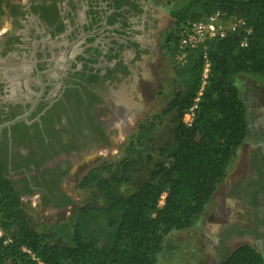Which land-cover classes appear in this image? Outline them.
<instances>
[{"label":"flooded vegetation","instance_id":"1","mask_svg":"<svg viewBox=\"0 0 264 264\" xmlns=\"http://www.w3.org/2000/svg\"><path fill=\"white\" fill-rule=\"evenodd\" d=\"M170 6L167 0L0 1V126L21 118L0 129V171L21 202L34 197L43 208L74 209L66 189L73 163L112 143L102 110L113 119L117 104H126L132 118L142 108L144 85L157 82ZM220 194L248 214L245 223L219 226L217 263L235 243L264 241L263 145L248 147L244 174Z\"/></svg>","mask_w":264,"mask_h":264},{"label":"trees","instance_id":"2","mask_svg":"<svg viewBox=\"0 0 264 264\" xmlns=\"http://www.w3.org/2000/svg\"><path fill=\"white\" fill-rule=\"evenodd\" d=\"M216 12L227 19H243L251 33L238 29L223 39L206 41L177 62L174 32L186 20ZM172 18L174 30L166 38L164 55L174 63L173 82L179 89L162 111L173 115L171 145L145 155L144 164L153 163L152 167L127 195L119 187L136 162L121 163L120 174L109 178L100 168L89 171L79 186L94 185L103 204L76 208L66 240L33 229L20 193L0 171V264H157L164 239L199 221L246 138V106L235 80L240 75L264 79V0H189L172 12ZM204 52L210 61L208 82L187 125L183 117L199 91ZM153 131L152 123L139 124L135 145L149 143ZM217 264H264V260L244 244Z\"/></svg>","mask_w":264,"mask_h":264},{"label":"rangeland","instance_id":"3","mask_svg":"<svg viewBox=\"0 0 264 264\" xmlns=\"http://www.w3.org/2000/svg\"><path fill=\"white\" fill-rule=\"evenodd\" d=\"M188 1L167 0L171 5L169 8L172 12L184 6ZM174 23L175 21L172 19L171 26L165 34L166 37H169L170 33L173 32ZM3 26L5 24L0 19V30ZM173 69L174 63L165 58L159 66L157 82L143 87L141 110L133 116L134 118L125 121L126 123L121 128L115 124L117 116L116 119H111L114 117L113 113L102 110L100 118L108 125L107 131L112 143L109 148L102 151L98 149V152L94 154H92L94 148L83 152L73 163L71 170L73 177H71L66 189L74 200V209L51 210L41 207L34 197L22 198L24 212L31 220L33 229L66 240L76 208L89 203L103 204V199L94 185L79 186L81 179L93 168L102 169V175L109 178L120 174L121 163L136 162L137 166L130 168L125 175L127 182L119 187L122 195L129 194L145 180L153 164H144L145 155L151 150L157 151V149L172 143L169 121L173 115H164L162 111L169 99L179 89L178 85L173 82ZM235 85L246 106V138L237 151L225 180L217 188L199 221L192 228L181 232L173 231L164 239L157 264H216L219 259L216 248L219 226L227 223H245L247 220V210L239 204L225 200L220 192L221 187L226 185L228 181L238 179L244 174L248 147L255 144L264 146V79L240 75L236 78ZM183 119L185 124H189V118L183 117ZM142 123H152L154 131L150 142L139 147L135 145V136L138 125ZM241 244L244 242L235 243L231 251ZM245 244L264 255V241L257 243L248 241Z\"/></svg>","mask_w":264,"mask_h":264},{"label":"built area","instance_id":"4","mask_svg":"<svg viewBox=\"0 0 264 264\" xmlns=\"http://www.w3.org/2000/svg\"><path fill=\"white\" fill-rule=\"evenodd\" d=\"M238 29H242L246 35L251 33V29L246 22L241 18L227 19L226 15L221 12H216L210 17L201 18L198 20H186L174 32L172 47L174 50L175 59L182 63L189 52L203 46L206 41L213 39H223L227 34ZM202 70L200 75L199 91L194 100L193 106L189 109L184 118H189L191 123L194 117V111L197 108L199 97L208 82L210 73V61L207 54L204 52L201 56ZM183 122L186 123L183 119ZM188 125V124H187ZM165 194H162L158 205L163 204ZM1 235V232H0Z\"/></svg>","mask_w":264,"mask_h":264},{"label":"bare ground","instance_id":"5","mask_svg":"<svg viewBox=\"0 0 264 264\" xmlns=\"http://www.w3.org/2000/svg\"><path fill=\"white\" fill-rule=\"evenodd\" d=\"M123 97V96H122ZM123 100H125V99H123ZM130 101V100H129ZM113 104V103H112ZM117 104V103H116ZM132 105V104H131ZM116 123L115 124H117L118 125V127H122V125H124L126 122V120L128 121V120H131V117L130 116H132V115H134V113H133V110L134 109H132L131 111H130V108L128 107V105H126V104H117V106H116ZM114 112V111H113ZM136 115V114H135ZM128 117H130V118H128ZM128 118V119H127ZM134 118V117H133ZM126 119V120H125Z\"/></svg>","mask_w":264,"mask_h":264},{"label":"water","instance_id":"6","mask_svg":"<svg viewBox=\"0 0 264 264\" xmlns=\"http://www.w3.org/2000/svg\"><path fill=\"white\" fill-rule=\"evenodd\" d=\"M21 118H16V119H14V120H12V121H10V122H8V123H6V124H4V125H2V126H0V129L1 128H8V127H10L11 125H13V124H15L17 121H19ZM261 256H262V258H263V260H264V255L261 253V252H258Z\"/></svg>","mask_w":264,"mask_h":264}]
</instances>
